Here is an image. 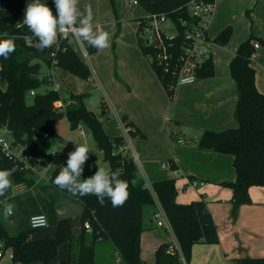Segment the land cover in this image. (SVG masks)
<instances>
[{
  "label": "crops",
  "instance_id": "0c3cea01",
  "mask_svg": "<svg viewBox=\"0 0 264 264\" xmlns=\"http://www.w3.org/2000/svg\"><path fill=\"white\" fill-rule=\"evenodd\" d=\"M92 1L96 5L88 0H79V8L83 11L86 5H90L93 10L95 28L106 31L109 27L111 39L115 23L112 18H106L108 15L106 7H103L105 22H100L98 19H100L102 8L97 5L102 2ZM31 2L33 0H0V8L20 11L19 22L11 29L12 36L38 58L36 48L29 46L30 41L33 44L37 43V38L23 22L26 6ZM41 2L47 4L53 14H56L54 0H41ZM228 3L229 0H214L206 38L201 44L202 52L197 60V67H199L205 59L210 57L213 63L212 75L196 76L192 83L176 84L171 95L167 93L153 68L146 65L138 38L134 39L130 35L131 40L123 44L122 37L127 36V30L121 29L119 32L116 39V53L111 52V46L103 51L92 47L90 53L92 74L89 78L97 81V86L98 83L100 84L98 87H101L110 108L113 109L110 114L108 106L105 105L102 117H99L103 129L110 136H123L124 149L128 152L131 147L137 159L141 160V174L140 176L137 174V179L144 182L152 197V203L142 207L140 257L145 264H155V250L160 244L176 241L168 218L152 187L154 182L167 178L175 179L176 201L189 203L202 199L216 227L218 241L193 244L190 256L186 258L189 264H236L237 259L244 257L264 258V186H250L248 189L250 202L235 206L231 201L233 190L228 185L235 179L233 155L197 147L198 139L204 130L220 131L237 126V120L233 114L237 92L235 81L230 75L229 62L235 56L239 44L250 36L260 39L253 40V44L258 43V47L254 49L252 64L255 68V85L260 92L264 93V46H262L264 45V0H255L253 3L248 0L241 8L242 16L239 21L246 24L241 31H237L232 22L234 18L227 14ZM249 4L254 5L251 11L246 9ZM245 15H248L251 20L245 19ZM142 16L144 15L138 17ZM249 21L252 26L250 30L247 29ZM228 25L232 29L229 40L223 45L215 43L213 39ZM110 26H113L111 30ZM204 44L209 47V54ZM48 56L49 51L46 48L41 57L45 59ZM49 73L43 79L49 82L52 86L50 89H53L58 85L54 83L52 74L49 75ZM48 77L50 80H47ZM0 87L4 89L6 83L0 81ZM59 89L58 86V92ZM34 91L37 92L36 89ZM74 92L73 94L87 93L82 87ZM27 94L33 95L30 92ZM130 98L139 105L138 113L129 109L127 102ZM74 102L75 100L70 96L69 100L58 99L55 104L65 106L66 103ZM112 116L114 118H111ZM57 122L55 128L58 135L45 139L48 149L51 148V150L55 147L60 149L64 147L65 140L62 136L65 135L58 130ZM127 122L138 129V134L132 136L129 131L127 133L124 131ZM65 134L76 143H80L75 140L78 137L89 149L92 147V143L86 138L89 133L87 134L80 124L76 128L69 129ZM192 137L196 140L183 144L177 142L179 138ZM72 145L73 142H68L59 154L55 153L56 155L52 153L49 155L47 152L48 164L45 167L36 165L28 169L25 178L31 182L30 185L26 182L14 183L12 176L10 177L11 187L5 195L0 196V217L8 227L17 232L31 230L28 217L43 214L48 221L47 226L43 227H47L46 232L40 231L37 234L31 232V237H51L55 234L60 218L69 216L76 219L80 216L82 203L76 198L62 195L49 182L52 171L58 166H65L66 158L63 157V152ZM91 151L102 159V152L98 147L95 151L94 149ZM164 159L166 161L162 162ZM167 161L174 164L175 168L161 166ZM87 162L90 167L96 165L92 158H88ZM9 203L15 205L14 213L5 219L3 212ZM158 209H161L165 215L169 227L157 226L153 212ZM81 226L78 221L75 222V234H79L83 228L86 233H89L90 227L85 228V224L82 228ZM76 240L73 239L72 245L69 243L59 245L56 257L50 264H58L66 260L69 250L75 252ZM58 254L59 258H57ZM35 263L41 264V262Z\"/></svg>",
  "mask_w": 264,
  "mask_h": 264
},
{
  "label": "trees",
  "instance_id": "16d2710c",
  "mask_svg": "<svg viewBox=\"0 0 264 264\" xmlns=\"http://www.w3.org/2000/svg\"><path fill=\"white\" fill-rule=\"evenodd\" d=\"M189 0H136L147 13H166L174 19L182 34L186 26L179 20L188 23L196 22L195 17H189L186 4ZM112 10L115 12L114 1L111 0ZM20 11L11 8H0V39L11 38L16 48L7 60L0 58V81L6 87H0V128L7 127L15 141L25 145L29 151L38 156L47 157L48 143L42 138L43 133L48 137L58 135L55 124L65 117L71 128L79 122H84L89 128L97 147L102 152V159L108 161L111 171L128 184L129 197L123 206L113 207L107 197L101 205L95 195L73 196L66 190H60L54 183L55 176L61 167H56L49 182L62 195L76 198L82 203V211L78 218L62 217L58 220L55 234L51 237L32 238L34 229L17 232L11 231L0 217V241L3 250L10 249L11 264H30L41 262L50 263L57 254L58 246L63 243L72 245L77 239L75 252L69 250L66 260L58 264H95L93 243L97 240L109 239L115 245L120 258L125 264H145L140 257V233L142 231V207L152 203L148 188L141 179H137V167L124 149L123 136H110L103 129L102 121L94 116L85 106L84 98L87 93L72 94L74 103H69L64 110L56 108L55 101L59 99V92L54 89L37 93L34 90L44 81L38 77L39 62L37 57L20 45L12 36L11 29L19 22ZM144 18L138 17L139 24ZM139 26V25H138ZM232 29L224 27L213 39L215 43L223 45L230 36ZM7 34L6 36L4 34ZM253 40H260L250 36L241 42L235 56L229 62L230 75L235 81L237 99L234 106V116L237 126L220 130H204L197 147L204 150H215L233 155L235 179L228 183L232 187V203L237 206L249 203L250 186H264V93L255 85V68L252 64V54L255 52ZM174 52V59L168 67L158 64L156 55L158 48L145 45L138 37L139 47L144 56L151 60V66L169 95L176 85L175 69L178 56L182 52L181 36L166 39ZM56 45L58 48L55 49ZM169 45V47L171 46ZM88 46V45H87ZM92 47L88 46V51ZM49 56L45 58L48 66H58L83 79L91 75L90 68L81 55L73 48L68 38L61 39L58 35L56 42L48 48ZM54 52V56H51ZM213 73L212 59L208 57L195 69L197 77L210 76ZM34 91L31 103L26 102V95ZM125 120V117H122ZM129 134H138V129L125 123ZM174 167V164H172ZM16 168L12 175L14 183L26 182L28 169L21 167V163L0 155V170ZM175 168V167H174ZM153 190L168 218L173 234L185 258H189L191 248L195 243H216L218 241L213 218L202 199L189 203L176 201L175 179L167 178L152 184ZM89 224L90 231L84 228L75 234V222ZM169 243L160 244L155 250V264H179L177 254L168 250ZM236 264H264V258L244 257L236 260Z\"/></svg>",
  "mask_w": 264,
  "mask_h": 264
},
{
  "label": "clouds",
  "instance_id": "9594fccd",
  "mask_svg": "<svg viewBox=\"0 0 264 264\" xmlns=\"http://www.w3.org/2000/svg\"><path fill=\"white\" fill-rule=\"evenodd\" d=\"M54 5L55 15L41 0H33L27 4L23 22L38 41L34 44L30 41V47H35L37 50L50 48L56 42L58 35L67 32H71L81 44L86 43L97 50L102 51L110 47V33L95 28L90 5H86L83 11L79 8V0H54ZM15 48L13 39H0V58L7 60ZM76 145L75 150L68 153L66 166L61 167L53 183L60 190H66L73 196L95 195L101 205L107 197L114 208L123 206L129 197L127 182L121 180L111 169L103 167H98L91 177L81 179L83 165L88 159L90 150L87 145ZM16 171L15 167L0 170V196L5 195L11 187L10 177ZM14 208L15 205L11 203L4 208L5 219L13 215Z\"/></svg>",
  "mask_w": 264,
  "mask_h": 264
},
{
  "label": "rangeland",
  "instance_id": "374dc122",
  "mask_svg": "<svg viewBox=\"0 0 264 264\" xmlns=\"http://www.w3.org/2000/svg\"><path fill=\"white\" fill-rule=\"evenodd\" d=\"M88 1L92 4L94 3L92 0H88ZM100 1L102 2V4H98V2H97V4H98L97 6L102 8V10H101L102 13L99 17L100 19H98V20L100 22H103V23L105 22V17H104V10L105 9H103V7H106L107 8L106 10H108V11H106L108 13L106 18H112V21L115 23V25H114L115 29L111 33L112 35H111V39H110V46H111L110 48H111V52L116 53V47H115L116 42H117L116 39L119 36L120 30L121 29L127 30L126 31L127 36L122 37L124 45L127 44L131 40L130 35H132L134 37V39L138 38L139 37V35H138L139 22H138L136 17H138L139 15H145L147 12L139 5L131 6L130 5V4H132L131 0H112V1H114L115 12H113V10H112L111 0H106V1L100 0ZM247 1L248 0H229V3H228L229 8L227 10V14L230 15L232 18H234L232 22L235 24L234 26H236L237 31L244 30V28L246 27V24H244V22H241L239 20H240V17L242 16V14H240V10L242 7H244V4H246ZM254 1L255 0H251V3H253ZM94 5H96V3H94ZM251 7H254V5L249 4L246 7V9H250L248 11H251ZM245 19L251 20V18L248 17V15H245ZM112 21L109 20V22H112ZM112 27L113 26H110V30ZM251 27H252L251 22L249 21L247 29L250 30ZM108 28H106L107 32H109ZM140 36H141V38H144L145 33H144V35L140 34ZM69 40L71 41L73 48L82 56L84 61L87 63L88 67L91 69V63H90L91 51H88L87 44L86 43L82 44V46L86 50V53L83 54L81 45H79V41L73 36V34L69 35ZM204 46L207 50V53L209 54V47L207 46V44L206 45L204 44ZM262 46H264V45L262 44ZM35 52H36V54H38V58L36 60L39 62L38 77L42 80L43 77L46 76L47 73L50 72L52 74V78L54 80V83H56L60 87L59 99H63V100L68 99L69 100L71 94H73L74 91H77L78 88L82 87L83 91L87 92V95L84 98V101H85L84 104L91 113L97 114L98 117H102V111L104 110L105 105H107L108 111H109L108 113L111 114L113 109L110 108L109 102L107 101L105 94L102 92L101 87H98L100 85L99 83L97 86V81H95V80L92 81V80H90V78L89 79H83V78H81L77 75H74L71 72H68V71H66L63 68H60L58 66L49 67L47 65V63L45 62L44 58L41 57V54L45 53V49L44 50H37L36 49ZM207 53H206V55H207ZM144 61H146V65L148 67H152L151 66V60L149 57L145 56ZM112 68L114 70V65L112 66ZM50 73H49V75H50ZM58 86H57V88H58ZM51 87H52L51 84L45 80V81L41 82V84L36 88V91H37V93H43L47 89L49 90ZM25 98H26V102L28 104L31 103V101H32L31 95L27 94ZM72 98L73 97L71 96V99ZM128 100L129 101L127 102V105L129 107V109H133L134 112L138 113L139 105L134 100H132V98H130ZM111 118H114V117L112 116ZM79 124L82 126L83 130L87 134L89 133L86 138L89 139V141L92 143V147L89 149L90 153L88 154V158L89 159L92 158L93 161L96 162V165H94L93 167H90L89 163L87 161L83 165L84 171L82 173L81 179H87V178L91 177L92 174L98 170V167H103V168L109 169L110 165H109L108 161L102 160L100 157L98 158L97 154L95 152L91 151V149H94V151L97 149L96 143L92 139V135H91L90 130L87 127V125L84 122H79L78 125ZM57 127H58V130L61 133H64V135H65V136L61 135L65 140L64 141V147L68 142H73V145L70 148H66L65 151L63 152V157L66 158V160H67L68 153L75 150V148L77 146L76 144H84V143H83L82 139H80L78 137H76L75 140L79 141L80 143H76V141L74 142V140L69 139V137L65 134L68 132L69 129H71L69 122L65 117L61 118L57 122ZM187 139H189V138H187ZM189 140H196V138L192 137ZM64 147H62L61 149L55 147V148H52V150H51V148H49L47 152L49 155H51L50 153H52V154L58 153L59 154L61 152V150L64 149ZM128 153L133 158V149L131 147H130ZM134 161L137 165V170H138L137 174H138V176H140V174H141V164H140L141 160L138 158L136 160L134 159ZM163 161H166V159L162 160V162ZM65 166H66V163H65ZM158 166H159V164H158ZM167 170H169V169H167ZM46 230H47V227L46 228H40V229H34V230H32V233L37 234V232H40V231H41V233H43V232H46ZM11 231H13V228L11 229ZM93 247H94L95 264H125V262L120 258L118 251H117L115 245L111 242V240H109V239L97 240L96 242L93 243ZM57 258H59V254H58ZM52 262H53V260L50 263H52ZM0 264H11L10 250L9 249H6L4 251V259H2ZM31 264H36V263L34 262Z\"/></svg>",
  "mask_w": 264,
  "mask_h": 264
},
{
  "label": "built area",
  "instance_id": "2783aa9c",
  "mask_svg": "<svg viewBox=\"0 0 264 264\" xmlns=\"http://www.w3.org/2000/svg\"><path fill=\"white\" fill-rule=\"evenodd\" d=\"M136 0H132V4H136ZM214 9V0H189L186 4V12L189 17H195L196 22L188 23L185 20H179L181 24H185L186 26L181 30L182 34H180L179 29L177 27L176 22L172 17H170L166 13H150L148 12L144 16H142L143 21L139 24L138 27V35L145 45H152L158 48V53L156 55V61L158 64H162L164 67H168L170 62L174 59L175 55L172 51V45L165 41L167 38L171 39L173 37L181 36L182 39V52L178 56L177 66L175 69V77L176 84H187L192 83L196 79L195 69L198 66L197 60L202 52V43L206 38V31L209 19L213 13ZM145 37L141 38L140 34ZM71 32H67L64 34H60L61 39L68 38ZM81 45L83 54L86 53V50ZM169 45H171L169 47ZM254 48L258 47V43L253 44ZM58 48L56 45L55 49ZM51 56H54V52H51ZM252 54L251 57H253ZM50 80V77L47 78ZM54 90H57V87H53ZM31 94H34V91H30ZM65 106L59 103H56V108L60 110H64ZM124 131L127 133L129 128L125 126ZM42 138H48L47 133L42 134ZM190 140L179 138L178 143L183 144L185 142H189ZM125 148V146H124ZM0 155L6 157L8 159L16 160L21 163V167L25 169H30L36 165H42L45 167L48 164L47 158L43 156H38L32 154L29 149L19 142L15 141V139L10 135L7 127L2 126L0 128ZM133 158L136 160L137 155L133 153ZM162 167H167L172 169V163L167 161L162 163ZM174 174L176 175V170H174ZM194 183V182H193ZM153 217L156 220L157 226H165L167 224V220L161 209L153 212ZM29 226L31 229H40L47 226L48 221L47 217L43 214H35L30 215L28 217ZM35 225V226H34ZM85 228H89V224L85 223ZM2 242L0 241V262L4 259V250H3ZM169 251H173L177 254L178 260L181 264H189L186 260L179 244L177 241L169 243L168 247ZM12 255L10 254V259Z\"/></svg>",
  "mask_w": 264,
  "mask_h": 264
},
{
  "label": "water",
  "instance_id": "95a60500",
  "mask_svg": "<svg viewBox=\"0 0 264 264\" xmlns=\"http://www.w3.org/2000/svg\"><path fill=\"white\" fill-rule=\"evenodd\" d=\"M94 116H95V114L94 113H92Z\"/></svg>",
  "mask_w": 264,
  "mask_h": 264
}]
</instances>
